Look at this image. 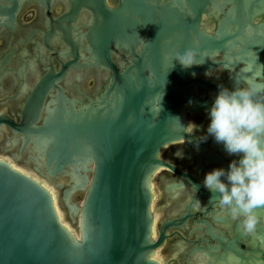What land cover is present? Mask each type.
<instances>
[{
	"label": "water",
	"instance_id": "water-1",
	"mask_svg": "<svg viewBox=\"0 0 264 264\" xmlns=\"http://www.w3.org/2000/svg\"><path fill=\"white\" fill-rule=\"evenodd\" d=\"M208 3L73 1L59 27L70 59L43 78L32 102L34 115L20 128L21 151L33 143L34 169L55 181L71 228L60 219L48 188L0 159V264H159L153 255L165 233L154 240L153 176L163 167L180 173L162 154L172 143L197 141L188 132L186 112H207L218 91L217 75L207 80L206 73L219 68L223 39L203 28ZM84 7L92 15L81 36L72 29ZM193 43L203 63L184 69L172 61L176 51ZM69 68H98L109 75L95 94L80 99L57 84ZM53 87L56 99L42 117V93ZM205 156L223 162L217 154ZM186 175L195 183L193 174Z\"/></svg>",
	"mask_w": 264,
	"mask_h": 264
},
{
	"label": "flooded vegetation",
	"instance_id": "flooded-vegetation-1",
	"mask_svg": "<svg viewBox=\"0 0 264 264\" xmlns=\"http://www.w3.org/2000/svg\"><path fill=\"white\" fill-rule=\"evenodd\" d=\"M73 1L0 0V159L34 175L33 143L21 151L20 128L34 115L32 102L43 78L52 67L60 71L70 59L66 51L71 47L59 27L71 12ZM107 1L114 6L119 0ZM91 15L87 7L81 9L72 31L83 36L87 31L84 23ZM202 20L208 33H221L223 39V49L216 55L221 64L210 71L207 80L217 75L219 84L231 87L235 80L264 79V0H209ZM80 40L84 47L86 37ZM108 75L98 68H69L57 84L69 96L85 99L84 94H95ZM57 93L56 87L42 93V117ZM206 93L212 96L210 90ZM186 116L188 132L197 141L188 138L172 143L162 154L180 173L163 167L153 176L154 240L161 238L163 229L165 233L153 258L159 264H264V206L256 210L260 217L256 232L246 234L214 201L209 202L208 195L193 189L192 184L197 182L204 187L202 181L208 171L225 168V164L228 167L238 157L228 155L215 141L204 142L212 138L204 139L206 111L186 112ZM206 153L219 155L225 164L206 158ZM186 174H193L195 183ZM233 244L240 255L232 250Z\"/></svg>",
	"mask_w": 264,
	"mask_h": 264
},
{
	"label": "clouds",
	"instance_id": "clouds-1",
	"mask_svg": "<svg viewBox=\"0 0 264 264\" xmlns=\"http://www.w3.org/2000/svg\"><path fill=\"white\" fill-rule=\"evenodd\" d=\"M198 50L197 43L190 44L183 51H176L172 61L184 69L203 63L196 60ZM217 87L207 110L204 139L211 136L228 155L238 159L231 160L227 169L217 167L208 171L202 183L213 193L209 202L214 201L222 212L237 221L243 232L254 234L260 220L256 210L264 206V79L248 77L243 83L235 80L231 88L223 83ZM192 187L198 190L197 185Z\"/></svg>",
	"mask_w": 264,
	"mask_h": 264
},
{
	"label": "bare ground",
	"instance_id": "bare-ground-1",
	"mask_svg": "<svg viewBox=\"0 0 264 264\" xmlns=\"http://www.w3.org/2000/svg\"><path fill=\"white\" fill-rule=\"evenodd\" d=\"M14 167L17 168V169H19L20 171H22V172L30 175V176H33L35 179L39 180L46 188H48L51 191V193L53 195V198H54V204H55V206L57 208V211H58V214H59L60 219L62 220V222L68 228H71V224H70L69 219L67 218V215H66V209L64 208V206H63V204H62V202L60 200V197H59L60 196V192H59V190L55 186V181L52 178H49V177H46V176H43V175H39L35 171L34 172L36 173V175L31 174L29 172H25L22 169H20L19 167H16V166H14ZM152 187H153V184H152ZM63 210H64L65 214H64Z\"/></svg>",
	"mask_w": 264,
	"mask_h": 264
},
{
	"label": "rangeland",
	"instance_id": "rangeland-1",
	"mask_svg": "<svg viewBox=\"0 0 264 264\" xmlns=\"http://www.w3.org/2000/svg\"><path fill=\"white\" fill-rule=\"evenodd\" d=\"M79 197V196H78ZM63 212H64V210H63ZM64 214H65V212H64Z\"/></svg>",
	"mask_w": 264,
	"mask_h": 264
}]
</instances>
